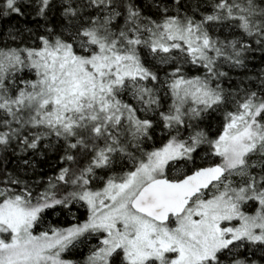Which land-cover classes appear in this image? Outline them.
I'll return each instance as SVG.
<instances>
[{
	"label": "snow or ice",
	"instance_id": "1",
	"mask_svg": "<svg viewBox=\"0 0 264 264\" xmlns=\"http://www.w3.org/2000/svg\"><path fill=\"white\" fill-rule=\"evenodd\" d=\"M154 7L0 0V16L43 21L0 48V150L59 153L47 179L25 178L23 155L2 172L0 264L264 261V69L227 88L221 70L264 53V0ZM74 203L85 219L47 223ZM80 244L81 261L65 258Z\"/></svg>",
	"mask_w": 264,
	"mask_h": 264
},
{
	"label": "trees",
	"instance_id": "2",
	"mask_svg": "<svg viewBox=\"0 0 264 264\" xmlns=\"http://www.w3.org/2000/svg\"><path fill=\"white\" fill-rule=\"evenodd\" d=\"M26 2L30 3L31 0H26ZM134 2L141 8L144 15L151 16L153 19L156 18V9L154 7V4L158 3L159 0H134ZM165 2H167L169 5H173L175 3V0H165ZM181 3L185 4L186 6L189 4L194 5L196 3V0H181ZM38 24H43V21L39 20V18H35V13L32 12L31 9H28L25 15L22 17L16 15H12L9 17L0 16V48L5 46H16V44H14L8 36L10 29L23 30L31 28L35 30L38 27ZM225 32H227V30H225ZM197 69L198 66L196 65L185 66V70L186 72H188L189 75H202L204 70L202 68L199 70ZM262 69H264V53L257 49L256 51L248 55L246 68H231L228 65H223L221 67V70L228 72L229 76V79L225 81L224 86L227 88L231 84V86L235 87L237 84H240L241 81L244 82L242 86H247L249 83L248 77H255L261 72ZM161 75H163V73H161ZM168 102L170 103V101ZM218 123V115L212 114L207 117L204 126L211 125L213 131H215ZM160 137L161 133L158 128L154 136V140L159 141ZM13 148H15V145L9 148L6 153L0 150V179H3L2 172L4 170L13 173L20 171V169L18 168V157L20 155H23L24 158L31 157L33 163L35 164V172L30 169L28 171L27 177H25L28 179H47L48 176L54 175L55 169L59 166V153L55 151H47L43 155H33L31 151L26 154H22L19 152L18 148H16L14 153ZM72 215H75L77 220L82 221L86 218V209L78 205V203H74L70 209H62L58 206L55 210H48L46 212L45 219L47 223L52 224L54 226L66 227L70 223L74 222L72 220ZM85 251L86 250L84 247L81 250L74 249L66 255L67 259H71L73 261H81L86 256ZM248 255L251 256V253H248ZM259 257L260 253H257L255 258L257 259L258 264H264V261H260Z\"/></svg>",
	"mask_w": 264,
	"mask_h": 264
},
{
	"label": "rangeland",
	"instance_id": "3",
	"mask_svg": "<svg viewBox=\"0 0 264 264\" xmlns=\"http://www.w3.org/2000/svg\"><path fill=\"white\" fill-rule=\"evenodd\" d=\"M125 99H127V97H126ZM178 166H179V165H178ZM78 205H80V204H78ZM80 206H81V205H80ZM246 210H249V211H250V210H252V209H246ZM91 243H93V244L96 243V241H95L94 238L91 240ZM83 247L85 248V250H86V251H85V254L87 255V252H88L87 244H80L78 247H76V248H74V249H79V250H81V249H83ZM74 249H72L71 251H73ZM71 251H70V252H71ZM70 252H69V253H70ZM69 253H66V254H65V258H67L66 255L69 254Z\"/></svg>",
	"mask_w": 264,
	"mask_h": 264
}]
</instances>
